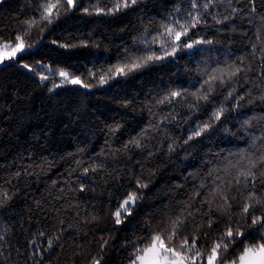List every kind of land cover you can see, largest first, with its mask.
<instances>
[{"label":"snow or ice","instance_id":"1","mask_svg":"<svg viewBox=\"0 0 264 264\" xmlns=\"http://www.w3.org/2000/svg\"><path fill=\"white\" fill-rule=\"evenodd\" d=\"M247 3L251 11L256 12L255 0H247ZM144 4L145 0H87L86 6L85 0H28V12L21 11L27 18L18 19L7 37L0 30V67L25 69L42 86L50 84L48 91L53 94H59L58 89L71 87L90 96L95 94L94 90L109 91L130 78L142 76L145 70L175 64L178 58H183L181 53L215 51L219 41L208 38L206 31L223 33L229 29L235 32V18L244 12L233 5V0H165V7L168 4L172 7L165 12L157 11L158 20L156 16L144 14L141 34L123 44L114 58H101V45L91 39V33L86 39L71 33L49 39L77 13L81 19L128 16L139 12ZM224 5L230 13L222 15L213 11ZM262 29L264 17H261V28L256 30L255 41L245 42L251 49L249 52L234 56L227 51L225 55L229 59L212 60L202 68L198 65L196 83L190 87L184 86L187 81L176 84L171 79L167 83L161 80L162 87L158 86L154 95L150 93L141 102L147 122L126 140H120L126 132L124 123L114 119L105 125L100 150L87 161L75 157H83L88 147L77 146L75 152L66 154L73 158L74 167L66 170L68 179L64 183L78 198L86 200L89 191L95 192V188L90 187L94 176L106 171L108 157L115 160L117 153L127 155L138 150L147 162L161 154L174 159L179 158L181 152L186 153L182 158L186 166L157 208L140 216V211L148 207L144 203L145 191L158 169L146 170L138 161L140 171L130 172L126 184L118 185L115 196L109 193L104 217L90 214L86 218V224L106 218L111 225L110 229L97 228L96 231H132L131 237L121 245L126 253V264H264ZM88 48L97 49V53H90L95 56L94 60L85 64L67 59L68 55L75 56L73 49ZM53 50L65 59L49 58L45 62V57H50ZM253 72L255 78L250 79L249 73ZM136 99H124L120 107L128 109ZM132 111L136 108L132 107ZM170 125H174L180 135H174ZM213 140L217 145L226 143L233 148L214 151L208 146ZM117 141L119 147H113ZM237 141L245 146L241 147ZM102 157L105 159L101 160ZM197 157L192 163L191 159ZM50 170L51 164L44 157L7 177L0 176V208H6L17 195L16 191H11L16 187L13 180L18 182L22 175H39ZM56 187L57 181L53 180L52 188ZM60 193L65 194L63 188ZM65 207L79 208L80 205ZM64 223L63 219L59 220L60 227L52 236L44 231L36 234L45 238L46 247L42 248L35 238L28 242L34 264H44V252L62 248L60 242L69 230L79 232L76 224L64 227ZM3 239L0 235V241ZM110 243V236L101 235L99 253L91 256L88 264H107L104 253Z\"/></svg>","mask_w":264,"mask_h":264},{"label":"trees","instance_id":"2","mask_svg":"<svg viewBox=\"0 0 264 264\" xmlns=\"http://www.w3.org/2000/svg\"><path fill=\"white\" fill-rule=\"evenodd\" d=\"M233 5L244 9V12L235 18L236 31L225 29L223 33H214L212 29H208L205 33L208 38L219 41L215 45V51L181 53L183 58H178L175 64L145 70L144 75L130 78L109 91L94 90V95H84L83 90L71 87L58 89L59 94H53L48 91L50 84L48 87L42 86L38 79H34L25 69L7 65L0 67V176L7 177L10 173L21 170L33 161L39 162L44 157H47L51 164L50 171L39 175H22L18 182L13 180L16 187L11 191H16L17 195L6 208H0V235L4 236L0 241V264H34L30 258L31 247L28 242L35 238L42 248L46 247L45 238L36 234L44 231L48 236H52L60 227L61 219L65 222L64 227L69 223L76 224L79 232L69 230L60 242L62 248L44 252V264H88V259L99 253L98 238L101 235L111 237L109 250L104 253L107 264H126V253L121 245L131 237L132 231H96L97 228L110 229L111 225L106 218L86 224V218L90 214L104 217L109 193L115 196L118 185L126 184L128 174L140 171L138 161L146 170L158 169L156 175L151 178L149 189L145 191L144 203L148 207L140 211V216L143 217L146 212L157 208L158 202L167 196L171 184L180 176V170L186 166L187 162L182 160L186 153L181 152L180 157L174 159L161 154L147 162L138 150L127 155L117 153L115 160L108 157L106 171L94 176L90 187L95 188V192L89 191L86 200L78 198L64 183L68 179L66 170L74 167L73 158L66 154L75 152L77 146L88 147L83 157H75L87 161L89 156L100 150L105 139V125L112 123L114 119L120 120L126 128L120 140H126L129 134L139 131L148 119L147 113L141 111V102L150 93L154 95L158 86L162 87L161 80L167 83L171 79L176 84L187 81L184 86L190 87L196 83L198 65L202 68L212 60L229 59L230 57L225 55L227 51H231L234 56L249 52L251 49L245 42L249 39L254 42L256 30L261 28L264 0H255L256 12L251 11L247 0H240L238 4L233 0ZM171 7V4L165 7V0H145L139 12L128 16L118 14V17L93 16L81 19L77 13L73 20L59 28L49 39L61 33H71L86 39L91 33V39L101 45V58H114L123 44L141 34V19L144 14L153 17L157 11L165 12ZM28 9V0H0V30L5 37L11 35L18 19L27 18L21 15V11L28 12ZM213 11L222 15L230 13L226 5L218 6ZM156 19L159 17L156 16ZM261 35L264 37V29L261 30ZM33 36H36L35 30ZM72 51L75 56H67L72 63L86 64L95 59L90 53H97L95 48ZM49 58L60 61L65 59L55 50L51 51L50 57H45V62H48ZM25 62L31 63L30 60ZM255 75V72L249 73V78L254 79ZM133 97L137 99L133 101L132 106L128 109L120 107L122 100H131ZM132 107H135L136 111H132ZM256 111L259 112V107ZM229 126L231 127V124ZM169 128L174 135H180L174 125ZM236 143L241 147L245 146L242 141ZM208 146L214 151L218 148H233V145L226 143L217 145L215 140L208 142ZM113 147H119V142H114ZM197 159L198 157L193 158L191 162L195 163ZM75 178V175L71 178L73 182ZM53 180L57 181L55 189L52 188ZM72 186L76 187L75 183ZM60 188L64 189V195H61ZM67 204H79L80 207L67 208Z\"/></svg>","mask_w":264,"mask_h":264}]
</instances>
